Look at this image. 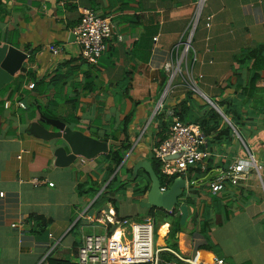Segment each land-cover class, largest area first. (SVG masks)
Returning a JSON list of instances; mask_svg holds the SVG:
<instances>
[{
	"label": "crops",
	"instance_id": "1",
	"mask_svg": "<svg viewBox=\"0 0 264 264\" xmlns=\"http://www.w3.org/2000/svg\"><path fill=\"white\" fill-rule=\"evenodd\" d=\"M199 3L0 0V46L30 53L26 73H16L10 83L0 85V264H77L85 236L120 235L135 223V217L119 210L116 219L122 228L116 231L118 225L104 223L102 212L108 205L114 211L117 207L116 193L101 199L103 188L93 196L92 183L105 179L102 158L119 146L127 118L131 149L120 166L121 181L129 179L127 171L133 173L137 162L150 163L151 149L168 135L158 130L156 114L164 101L166 111L184 105L187 121L202 117L205 105L222 117L224 107L237 106L239 128L233 131L237 135L226 143L207 141L211 176L249 154L261 167L258 174L254 170L245 174L237 187L225 184L217 194L209 192L208 176L194 183L192 173L184 175L187 184H195L190 193L194 204L184 203L193 186L188 185L180 201L186 214L174 209L184 226L176 236L175 252L198 262H210L214 256L224 264H264V0H204L198 8ZM82 9L109 18L115 27L116 35L94 67L83 59L72 34L81 23ZM197 15L191 50L180 63L185 80L171 79L176 69L170 73L166 67L180 62ZM54 48L61 54L54 56ZM56 75L58 81L51 83ZM188 79L195 82L198 94L186 87ZM33 83L36 87L30 90ZM188 91L194 94L193 101L182 104ZM71 98L77 99L74 110L66 104ZM45 120L60 121L105 141L109 151L60 165L55 151L63 146L69 156L70 150L61 140L42 138L41 130L56 131ZM34 180L46 183L35 186ZM126 197L140 205L146 199ZM143 210L137 219L148 215ZM205 215L209 225L203 227ZM169 230L167 223L157 228L155 248L169 249Z\"/></svg>",
	"mask_w": 264,
	"mask_h": 264
},
{
	"label": "built area",
	"instance_id": "2",
	"mask_svg": "<svg viewBox=\"0 0 264 264\" xmlns=\"http://www.w3.org/2000/svg\"><path fill=\"white\" fill-rule=\"evenodd\" d=\"M204 0H200L198 8H201ZM199 10V9H198ZM197 15L191 22L186 42L183 43L181 60L177 61L176 66L167 65L166 70L171 73V79L177 76L183 81L186 73L185 69L180 66L181 62H185L187 55L191 50V40L198 22ZM207 27L210 26V18L207 20ZM76 38V42L81 46V54L87 64L94 67L97 66L98 60L107 50V43L115 36V27L109 18H101L90 9H82L81 23L72 31ZM117 37V36H116ZM122 42V37H117ZM156 41V39H155ZM52 54L58 56L61 49H52ZM197 58L193 55L192 62L195 63ZM186 87L194 94H198L195 82L193 80L185 81ZM30 90L34 88L33 84L28 86ZM168 90L166 91V93ZM213 106L212 104H210ZM164 109V104L160 103L157 107V113ZM156 113V114H157ZM166 117L170 119L171 126L168 131L167 138L151 149V154L160 164V170L166 178H180L188 173V170L196 166L204 167L208 161L210 154L207 152V140L196 124L183 123L174 115L172 110L166 111ZM227 121V120H226ZM233 131H235L233 129ZM237 135L236 132H234ZM85 162H83L84 164ZM261 167L255 162L252 155H248L246 159L236 160L227 169L220 171L218 174L208 180L209 192L217 194L222 191L224 185L237 187L245 174L254 170L257 174ZM211 176V175H209ZM208 176V177H209ZM40 180H34L35 186L45 184ZM188 185H194L189 182ZM53 187V184H49ZM168 188L160 189L165 192ZM2 196V195H1ZM108 210L102 212V221L109 225H118L116 213L114 209L108 205ZM119 230L122 226L118 225ZM154 222H135L120 232L119 238H115L113 233L109 235H88L82 240L81 246L78 248L77 264H177L166 263L161 257L163 253H168L175 260L183 264H224L223 260L213 258L212 262L204 260L196 261L186 259L175 251L169 249H158L154 246Z\"/></svg>",
	"mask_w": 264,
	"mask_h": 264
},
{
	"label": "trees",
	"instance_id": "3",
	"mask_svg": "<svg viewBox=\"0 0 264 264\" xmlns=\"http://www.w3.org/2000/svg\"><path fill=\"white\" fill-rule=\"evenodd\" d=\"M28 75L31 77V73H28ZM59 75H56L52 80L51 83H56L58 81ZM34 88L36 87V83H33ZM247 91V90H246ZM192 95H194L193 93H191L190 91H188L187 93V99L184 103L182 104H186V102H190L192 103L193 99H192ZM37 102V101H36ZM77 99L75 98H71V100H67L66 104L69 107V109L74 110V105L76 104ZM38 103V102H37ZM195 103L197 104V102L195 101ZM39 104V103H38ZM165 104V101H164ZM218 106V108L220 107L219 104H215ZM221 105V104H220ZM53 106H49V108H52ZM167 108V107H166ZM221 109V108H219ZM174 115L176 117H178L180 119L181 122L183 123H192V124H196L200 127V129L202 130L206 140L208 141V143H213V144H221V143H226L228 142L229 139L232 140V137H234V133L232 129L235 128H239V118H238V110H237V106L229 104L228 106L224 107V109H222V114L223 117L226 118V120H229V124H227L223 117L217 113L215 110H213L212 108H210L208 105H205L204 107V112H203V116L202 117H198L196 116V118H194L193 120H188L189 119L187 117V111L185 109V106L181 105L180 110L178 111H173ZM47 117H51L50 113H44ZM70 115H66V119L69 118ZM157 116L159 118L160 124L158 126V130H160V132L167 133L169 131V128L171 126V121L169 118L166 117V110H165V105H164V109L157 113ZM128 118L127 121L125 122L123 129L121 131V139L118 141L119 142V146L112 149L109 154L105 157H103V161L106 165V177L103 180V182L101 183H92V185L94 187L93 189V196L97 195L99 193V191L101 189H103V192L100 194V198H106V199H110L111 196L116 193V189H114V187H117V189L120 190H126L128 186L126 181H121V177H122V173H121V164L123 162L124 156L126 155V153L128 151H130L131 149V144L129 141V136H128ZM165 136V135H164ZM160 138L161 140H164L165 137ZM210 139V141H209ZM161 142V141H160ZM159 142V143H160ZM210 143V144H211ZM150 164L151 167L153 169V172L156 174V176L158 177V180L160 182V186L162 188H169L170 185L173 183V181L176 178H166L165 176L162 175L161 170H160V164L157 160H155L153 158V156H151L150 158ZM120 168V170H119ZM126 173V172H125ZM191 174V179L194 183L201 181L202 179L206 178L207 176L211 175V169L209 168L208 163H206V165L204 167L202 166H196L194 168H191L188 170V174ZM127 174L129 175V179L131 181H133V183H135L136 185L132 187V195L134 196H141V197H145L149 191V187H150V181L148 179V176L144 173V172H139L136 175H133L132 171H127ZM141 180V183H139V185L137 184L138 181ZM109 182V183H108ZM106 185V186H105ZM195 185V184H194ZM194 185L191 186L189 188V192H188V196L186 197L184 203L185 204H194L190 193L193 191ZM112 203V205L115 206L114 201L111 200L110 201ZM115 208V212H116V216L118 215V208ZM176 210V209H175ZM173 211L172 213H168L165 212L163 210H159V209H154L151 208L150 210H148L147 214L149 215V217L154 220V226L157 228L160 225H163L165 223L170 225V230H169V235H168V248L172 249L174 251H176L177 249V245H176V236L178 233H180L183 229V224L181 221V217L178 216L176 214V211ZM205 220L203 221V227L207 225H209L208 223V217H206L205 215ZM123 221V220H120ZM207 248V247H204ZM164 260H166L167 262H170L172 260H174L175 258L171 257L168 254L163 255Z\"/></svg>",
	"mask_w": 264,
	"mask_h": 264
},
{
	"label": "water",
	"instance_id": "4",
	"mask_svg": "<svg viewBox=\"0 0 264 264\" xmlns=\"http://www.w3.org/2000/svg\"><path fill=\"white\" fill-rule=\"evenodd\" d=\"M29 58L30 53H24L8 45L0 46V85L10 83L16 73H26L25 61ZM44 122L56 131L39 130L42 138L47 141L61 140L70 150L69 156H66L67 152L63 149V146L55 151V157L58 159L57 163L60 165L70 164L74 162L76 157L93 159L99 154H106L109 151L108 143L105 141L95 140L57 120H45ZM61 161H63V164ZM139 170H142L150 181V188L145 201L141 203V208L145 210L154 208L168 213H172L175 208H180L184 215L186 214L185 207H182L180 203L188 189L185 178L175 179L165 192H161L160 182L153 172L151 164L146 161H139L134 165L133 173L136 175ZM213 176L207 177L206 180H210ZM182 220H184V217H182Z\"/></svg>",
	"mask_w": 264,
	"mask_h": 264
},
{
	"label": "rangeland",
	"instance_id": "5",
	"mask_svg": "<svg viewBox=\"0 0 264 264\" xmlns=\"http://www.w3.org/2000/svg\"><path fill=\"white\" fill-rule=\"evenodd\" d=\"M99 60H98V62H99ZM126 182L129 186L126 188V190H120V189H117V187H114V189H116V197L115 198H116V203H117V208L119 210V213L132 215L133 217L136 218V219L133 218L136 222H147V221L152 220L149 217V215H145V217H143L141 219H137L138 217H141L144 215V210L139 208V207H141L140 203L138 204L137 202H133L132 200L127 199L126 195H128L130 198H132L131 197V194H132L131 189L136 184L133 183V181H131L130 179H128ZM139 183H141V180H139L137 184L139 185ZM137 209L139 210V214L135 215ZM154 234L156 236V227H154ZM213 258H214V256L209 258L210 263L212 262Z\"/></svg>",
	"mask_w": 264,
	"mask_h": 264
},
{
	"label": "bare ground",
	"instance_id": "6",
	"mask_svg": "<svg viewBox=\"0 0 264 264\" xmlns=\"http://www.w3.org/2000/svg\"><path fill=\"white\" fill-rule=\"evenodd\" d=\"M115 238H119V233L118 232L115 234Z\"/></svg>",
	"mask_w": 264,
	"mask_h": 264
},
{
	"label": "clouds",
	"instance_id": "7",
	"mask_svg": "<svg viewBox=\"0 0 264 264\" xmlns=\"http://www.w3.org/2000/svg\"><path fill=\"white\" fill-rule=\"evenodd\" d=\"M34 89V88H33Z\"/></svg>",
	"mask_w": 264,
	"mask_h": 264
}]
</instances>
